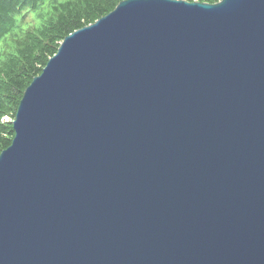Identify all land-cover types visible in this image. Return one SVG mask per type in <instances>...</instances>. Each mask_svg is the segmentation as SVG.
I'll use <instances>...</instances> for the list:
<instances>
[{"label":"water","instance_id":"water-1","mask_svg":"<svg viewBox=\"0 0 264 264\" xmlns=\"http://www.w3.org/2000/svg\"><path fill=\"white\" fill-rule=\"evenodd\" d=\"M13 126L0 264H264V0L120 2Z\"/></svg>","mask_w":264,"mask_h":264},{"label":"trees","instance_id":"trees-1","mask_svg":"<svg viewBox=\"0 0 264 264\" xmlns=\"http://www.w3.org/2000/svg\"><path fill=\"white\" fill-rule=\"evenodd\" d=\"M122 1L0 0V154L15 137L13 123L1 118L10 112L17 114L26 89L43 72L62 41L108 15ZM189 1L213 4L221 0ZM25 16L30 22H23ZM31 27L33 35L29 36ZM37 49L39 56L34 53ZM40 64L44 68L39 70Z\"/></svg>","mask_w":264,"mask_h":264},{"label":"rangeland","instance_id":"rangeland-1","mask_svg":"<svg viewBox=\"0 0 264 264\" xmlns=\"http://www.w3.org/2000/svg\"><path fill=\"white\" fill-rule=\"evenodd\" d=\"M30 20V18H26V16H25V18H24V23H27V22H30L29 21ZM95 22V21H94ZM84 24H86V25H88V24H90V21H84ZM32 29H33V27H31L30 29H29V31H30V34H29V36H32L33 34H32ZM60 44V41H59V43H58V45ZM57 45V46H58ZM34 53H39L40 54V49H37V50H35L34 51ZM39 54H37L38 56H39ZM41 58V57H40ZM44 67L40 64V65H38V69L40 70V69H43ZM15 117H16V115H14V113L12 114L11 112L9 113V114H5L2 118H1V120H2V122H7V123H13V121L15 120Z\"/></svg>","mask_w":264,"mask_h":264}]
</instances>
